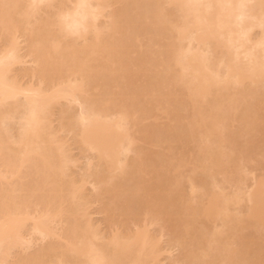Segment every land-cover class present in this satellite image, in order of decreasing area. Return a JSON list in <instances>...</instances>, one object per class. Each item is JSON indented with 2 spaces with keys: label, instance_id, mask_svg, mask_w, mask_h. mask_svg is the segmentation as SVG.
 Returning a JSON list of instances; mask_svg holds the SVG:
<instances>
[{
  "label": "bare ground",
  "instance_id": "bare-ground-1",
  "mask_svg": "<svg viewBox=\"0 0 264 264\" xmlns=\"http://www.w3.org/2000/svg\"><path fill=\"white\" fill-rule=\"evenodd\" d=\"M0 44V264H158L160 219L189 264H264L235 143L264 125V0H0ZM87 183L136 227L99 231Z\"/></svg>",
  "mask_w": 264,
  "mask_h": 264
},
{
  "label": "rangeland",
  "instance_id": "rangeland-1",
  "mask_svg": "<svg viewBox=\"0 0 264 264\" xmlns=\"http://www.w3.org/2000/svg\"><path fill=\"white\" fill-rule=\"evenodd\" d=\"M256 29H258V28H255L254 30L255 31H252V34L253 33H255L254 35H255V37L258 35V33H259V30H258V32H257V30ZM257 32V33H256ZM257 34V35H256ZM254 35L252 36V37H254ZM1 45V44H0ZM21 45H23V44H21ZM23 49V48H22ZM27 59V61H28V58H26ZM21 65H29V64H31V62L29 63V61L28 62H25L24 64L23 63H20ZM20 64H17V67L16 68H19V67H23V66H21ZM20 65V66H19ZM16 66V65H15ZM20 69V68H19ZM16 70H18V69H16ZM21 70V69H20ZM23 76V77H22ZM25 74H23V75H19V77L21 78L20 79V81H24L23 83H26V82H28V81H30L31 79L30 78H28L29 76H26ZM26 81V82H25ZM22 97H20V100H22L21 99ZM76 105V104H75ZM75 105H73L72 104V108H74L73 106H75ZM70 107H71V105H69ZM79 107L76 105V112H78V109ZM75 109V108H74ZM73 109V110H74ZM72 110V111H73ZM57 111V110H56ZM55 111V112H56ZM58 112V111H57ZM75 112V111H74ZM58 113H54V115L52 116V117H54V120H53V122L52 123H57V122H59V121H57V122H55L56 121V119H55V117H57L58 118ZM160 117L161 116H159V120L161 121L162 120V122H163V120L165 119H163L162 117V119H160ZM146 119V118H145ZM148 119V118H147ZM151 118H149V120H150ZM156 119V118H155ZM158 119H156V121H158ZM149 120H142L143 121V124H144V122H145V124L146 123H149L148 121ZM151 120H153V121H155L154 120V118H152ZM141 121V122H142ZM151 122V121H150ZM158 123V122H157ZM159 123H161V122H159ZM54 124V125H55ZM58 124V123H57ZM142 124V123H141ZM235 124H236V122H235ZM233 125V126H236V125ZM14 126L13 127H15V124H13ZM237 127V126H236ZM236 127H232L233 129H234V132H235V130L237 129ZM263 128V129H262ZM259 129H261V131H256L257 132V134H259V135H257V134H253L254 136L251 138L250 137V139L252 140V142H251V140L250 139H248L247 137H245V136H236V138H238V140L236 139V141L238 142V141H240L241 139V141L240 142H236L235 141V143L236 144H238V146H237V150H239V149H242V150H244V152L242 151V150H239V153H241L240 151H242V153H243V155H245V157L247 158V160H245V158L243 157V161L241 162L242 163V165L244 166L243 167V174H242V179H244V180H242L241 181V183H244L245 182V185H250V184H252V181L255 179V177H260L261 178V176L263 177L264 176V153L262 152V150L264 151V125H263V127H260ZM13 131H14V129H13ZM233 131V130H232ZM62 132H65V131H62ZM61 131H60V135L61 136H64V138L66 139L67 137H69L70 138V134L68 133V132H65V134L66 133H68L67 135V137L64 135V133H62ZM63 134V135H62ZM257 135V136H256ZM240 137H242V138H240ZM66 139V145H65V147L67 148V150H68V148H69V150L71 151V153H72V155L74 156V159H75V157L77 158V160H76V163L74 162L73 164H72V166L69 164V166H68V169H70V171H68L69 173H72L73 172V174L74 173H77V174H80V173H83V172H85V170H83V169H85L87 166V160H89V158H90V161L92 160V159H94V154H93V152H91V150H88L87 151V149L84 151V150H82V146H79L78 147V144H77V142H74V140L73 139ZM235 138V137H234ZM64 139V140H65ZM244 139V140H243ZM73 140V141H72ZM249 140H250V142H251V145H250V142H249ZM246 142V143H245ZM67 143H68V145H67ZM141 143V142H140ZM191 144H192V142H190ZM190 144V146H192ZM242 144V145H241ZM77 145V146H76ZM246 145V146H245ZM68 146H70V147H68ZM240 146H241V148H240ZM235 147H236V145H235ZM260 147V148H259ZM262 147H263V149H262ZM83 149H85V148H83ZM68 150V151H69ZM81 150V151H80ZM69 151V152H70ZM84 151V152H83ZM260 151V152H259ZM68 152V153H69ZM71 153H69L70 154V156H72L71 155ZM91 153H92V158L90 157L91 156ZM241 156H242V154H240ZM72 156V157H73ZM89 157V158H88ZM87 161V162H86ZM245 163V165H244V163ZM86 164V165H85ZM189 165V164H188ZM188 165H186L187 167L185 168V166L182 168V170H181V172H180V176H181V179L183 178V180L181 181L180 180V182H182L180 185H181V187L183 188V190H184V188H185V191H189V189L187 188L188 186V181H186V179H187V171L190 169L189 167H188ZM85 167V168H84ZM188 168V169H187ZM184 169V170H183ZM245 169V170H244ZM83 170V171H82ZM79 171H81V172H79ZM246 171V172H245ZM183 172V173H182ZM241 172V173H242ZM245 172V173H244ZM247 173V174H246ZM77 174H75V175H77ZM247 175V176H246ZM215 176H216V174H215ZM255 176V177H254ZM184 177H186V178H184ZM254 177V178H253ZM215 179H217L218 178V180L220 179V181H221V183H220V185H222V188H224L225 190L226 189H229L228 187H232V183H227V181L226 182H224V180L222 179V177H221V175H219V174H217V176L216 177H214ZM222 179V180H221ZM186 181V182H185ZM244 181V182H243ZM230 182V181H229ZM218 183V184H219ZM240 183V184H241ZM183 184V185H182ZM86 185V184H85ZM91 185H93L92 183H91ZM89 183H87V185L85 186V189H84V191H86L87 192V194H89V195H91V197L93 196V195H96L97 196V193L100 191V189L102 190V188H100L99 189V187L97 188L96 187V189H95V187L93 186V188H92V186H91ZM230 185V186H229ZM248 186H244L243 184H241V187H244V189L245 188H248ZM251 186V185H250ZM230 190V189H229ZM246 190V189H245ZM85 192V193H86ZM99 194H100V192H99ZM97 197H101L100 195L99 196H97ZM94 198V199H93ZM93 200L94 201H91L90 203V209L88 208V211L90 212V220L93 222V225L96 223L98 226H95V227H97V229L100 231L101 230V232L103 231H106V232H104L105 234H107V233H109L110 232V230L112 231L113 229H115V228H117V224H119V223H121L120 225H118V227H120L121 229H123V230H131V229H133V228H135L136 227V225H135V221H129L130 219H127L125 222H124V219H123V221L122 222H119L118 223V221L119 220H117V218H118V214L116 215V212L114 213V214H110L111 216L112 215H114V216H112L113 218L115 217L116 219H113L114 220V223L112 222L113 220H112V217H110V220L111 221H109V216H107V215H109V214H105L104 213V210H101V209H103L102 208V205L101 204H103V201H102V199H98V200H96L95 198V196H93ZM102 198V197H101ZM105 199V198H104ZM103 199V200H104ZM99 200H101V201H99ZM105 201V200H104ZM112 204V203H111ZM116 215V216H115ZM107 218V219H106ZM130 218V217H129ZM148 218V217H147ZM119 219V218H118ZM142 219V218H141ZM106 220H108V221H106ZM136 220V219H135ZM147 220V219H146ZM156 220H158V219H156ZM171 220V223H170V228L172 229V227H171V225L173 226V224H176V221H175V223H173L172 224V222L175 220H173V219H170ZM140 221V220H139ZM142 221V220H141ZM140 221V222H141ZM162 221V223H159V222H161ZM167 221L168 220H163V219H160V221H153L152 223H154V224H152L151 222H150V224H148L149 225V227L151 226V230H150V228H149V231L151 232V234H153V235H155L154 233H157L155 236H157L158 237V239H160V240H158L159 241V243H157V244H159V247L160 248H163L162 250H164V251H162L161 249H160V251H162V253L160 252V254H159V256H161V257H159L158 256V258H160L159 260L160 261H158L159 263L158 264H182V262L185 264V263H188V261H186V259H184L183 257H182V255H181V253L183 252V247L182 248H180L181 246L180 245H178V243H176V241H175V239H173L174 241H172L171 239L173 238L171 235H173L171 232H172V230L170 229V228H168L169 226H166L167 225ZM116 222V223H115ZM147 223H149L148 221H146ZM157 222V223H156ZM166 222V223H165ZM170 222V221H169ZM122 223L124 224V225H122ZM164 223V224H163ZM60 224V223H59ZM160 224H163V225H161V226H164V227H161L160 226ZM115 227H114V226ZM135 225V226H134ZM56 226V228H57V226L58 225H55ZM122 226V227H121ZM125 226V227H124ZM251 226V225H250ZM248 226V228H246V229H242L243 231L242 232H245V234L244 235H247L246 233H252L253 235L255 234V237L257 238V236L259 237V238H262L263 236H264V234H262L263 232H261L260 230H257L256 228L257 227H255V228H253L254 226ZM124 227V228H123ZM127 227V228H126ZM161 227V228H160ZM110 228H113V229H110ZM126 228V229H125ZM129 228V229H128ZM173 229H175L174 227H173ZM26 230V229H25ZM170 230H171V232H170ZM28 231V230H27ZM27 231H24L25 233V235H27V234H29ZM161 231V232H160ZM26 232H27V234H26ZM174 232V234H175V230L173 231ZM241 232V233H242ZM250 234H248V235H250ZM251 234V235H252ZM160 235V236H159ZM260 235L262 236V237H260ZM28 236V235H27ZM26 236V237H27ZM32 236V237H31ZM35 236H36V234H34V235H30L29 234V236H28V238L30 237L31 239V241H34V242H31V247L30 248H26L25 250H24V252L26 253V252H33L32 251V249L33 250H35L36 249V247H39V245H41L40 243L41 242H46V240H44V238H43V241H42V239H41V237H39L38 235L36 236L37 238H36V240L34 239L35 238ZM241 235H239V237H240ZM156 237V238H157ZM239 237H238V239H239ZM258 238V239H259ZM264 238V237H263ZM46 239V238H45ZM48 239V238H47ZM237 239V238H236ZM261 240V239H260ZM172 242V243H171ZM32 243H34V244H32ZM43 244V243H42ZM178 245V246H177ZM163 246H165V248L163 247ZM35 248V249H34ZM17 250V249H16ZM20 250L21 249H18L17 251H12L14 254H15V252H16V254H18V252H20ZM182 250V251H181ZM23 252V251H22ZM29 252V253H30ZM28 253V254H29ZM13 254V255H14ZM27 254V253H26ZM162 254V255H161ZM183 254V253H182ZM184 259H182L181 257ZM182 259V260H181ZM180 262V263H179ZM189 264V263H188Z\"/></svg>",
  "mask_w": 264,
  "mask_h": 264
}]
</instances>
